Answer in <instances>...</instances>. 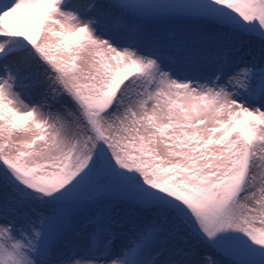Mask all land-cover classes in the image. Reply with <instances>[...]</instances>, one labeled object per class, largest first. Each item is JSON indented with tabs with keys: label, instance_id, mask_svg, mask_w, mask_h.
I'll list each match as a JSON object with an SVG mask.
<instances>
[{
	"label": "snow or ice",
	"instance_id": "1",
	"mask_svg": "<svg viewBox=\"0 0 264 264\" xmlns=\"http://www.w3.org/2000/svg\"><path fill=\"white\" fill-rule=\"evenodd\" d=\"M0 264H264V0H0Z\"/></svg>",
	"mask_w": 264,
	"mask_h": 264
}]
</instances>
